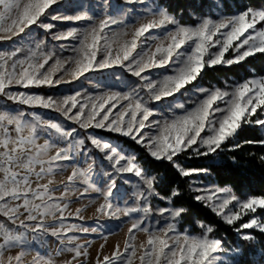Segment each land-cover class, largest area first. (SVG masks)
<instances>
[{
  "label": "snow or ice",
  "instance_id": "obj_1",
  "mask_svg": "<svg viewBox=\"0 0 264 264\" xmlns=\"http://www.w3.org/2000/svg\"><path fill=\"white\" fill-rule=\"evenodd\" d=\"M57 3L59 0H0V41H11L33 26L53 41H77L70 46L61 43L47 47L46 39H36V34L28 31L30 39L24 44L0 50V98L27 108L52 110L63 117L44 119L34 111L0 105L4 109L0 110V215L15 225L6 228L0 223V264H23L33 244L46 246L49 238L57 243L59 253L73 254L65 264H87L90 244L77 243L80 235L75 233H97L99 228L67 222L73 216L84 219V209L77 208L74 214L68 211L73 202L70 193L75 195L77 191V199L85 198L89 192L98 194L90 199L92 204L102 198L95 208L97 223L99 217L120 220L121 216L131 219L133 214H142L135 216L128 229L123 252L117 244L111 255L102 259L98 255L96 264H134L137 231L148 235L146 244L141 245L140 264H222L219 254L223 241L212 237L211 225L195 222L200 235L177 230L187 211L175 204L181 195L179 189L173 188L167 197L160 196L155 189L158 177L151 174L136 153L89 130L126 138L152 161L167 162L181 177L206 174L207 168L184 166L179 159L181 154L191 152L197 158L218 154L244 125L264 126V119H252L258 109L264 112V76L226 84L223 89L196 86V82L206 68L231 67L264 54V26L257 28L258 23L264 22V10L247 7L231 16L200 17L185 24L155 4V0H124L123 4L101 0L95 5L81 3L71 14L49 13ZM135 5L141 6L139 11ZM132 13H136L135 19L126 22ZM141 19L146 22L134 26ZM57 21L85 23L53 31L57 28L53 22ZM130 25L131 33L127 30ZM153 30L161 31L155 34ZM152 42H157L154 47ZM57 47L61 53L70 51L71 55L62 58ZM154 69L165 71L158 79H152L150 73ZM104 70L110 72L112 85L92 82V74ZM123 73L136 78L135 82L118 86L115 82L123 83ZM81 78L91 83V90L82 87L59 96L31 91L54 89ZM189 91L194 97L190 106L176 99L177 94L182 96ZM169 97L172 102L164 108L155 106ZM25 129L28 135H24ZM41 134L47 137L43 144L37 143ZM258 143L264 145V140ZM239 147L236 144L229 150ZM77 157L84 158L87 167L73 166L59 196L55 192L60 188L50 187L51 179L33 187V176L36 181L53 176L65 169V162ZM97 163L100 171L93 180ZM129 174L137 178L132 204L128 192H121L117 183L119 180L129 184ZM77 181L82 190L75 187ZM153 198L171 206L153 209ZM193 199L204 202L228 225L258 209L264 210V196L240 199L229 187L196 194ZM150 216L163 217V225L145 227ZM242 229L264 233V219L253 215L240 224L237 232ZM254 238L251 233L241 236L245 241ZM15 248L21 250L5 260V252ZM33 264L52 261L37 251Z\"/></svg>",
  "mask_w": 264,
  "mask_h": 264
},
{
  "label": "trees",
  "instance_id": "obj_2",
  "mask_svg": "<svg viewBox=\"0 0 264 264\" xmlns=\"http://www.w3.org/2000/svg\"><path fill=\"white\" fill-rule=\"evenodd\" d=\"M158 3L185 24L194 22L196 16L212 14L213 9L227 15L235 14L247 7L264 10V0H158ZM263 75L264 54H257L231 67L206 68L202 78L196 82V86H223L226 82L233 80L239 81ZM101 133L122 142L137 153L142 162L150 168L151 174L158 177L155 189L160 196L167 197L173 188L179 189L181 195L176 199L175 204L187 209L182 220L183 227L197 233L200 227L195 222L211 225L214 228L212 237L221 239L223 246L233 252L230 258L236 264H264V233L256 229H242L237 232L246 218L234 225L226 224L203 202L193 199L195 193L190 188L191 176L181 177L167 162L152 161L143 149L126 138L105 131ZM260 140L263 138L258 125H244L222 152L200 158L192 156L189 152L181 154L179 159L188 168H207L206 174L198 176L202 180L213 182L218 186H229L239 196L261 197L264 196V159H262L264 145L258 143ZM247 141H253V143H247ZM236 144L240 147L229 150ZM157 202L166 204L160 199H157ZM253 215L264 219V210L258 209ZM243 233H251L255 238L245 241L241 239Z\"/></svg>",
  "mask_w": 264,
  "mask_h": 264
},
{
  "label": "rangeland",
  "instance_id": "obj_3",
  "mask_svg": "<svg viewBox=\"0 0 264 264\" xmlns=\"http://www.w3.org/2000/svg\"><path fill=\"white\" fill-rule=\"evenodd\" d=\"M100 2H101V0H59V3H57L56 5H53V7L51 9H49L48 11L51 14H56L57 12H59L61 14H71L74 10H76V8L79 7V5L81 3L95 5V4H99ZM116 2L123 4L124 0H114V3H116ZM155 4L164 8L162 5H160L158 3V0H155ZM125 7H131V5H125ZM135 7H136L137 11H139L141 8L140 5H135ZM253 9L254 10H263L260 8H253ZM97 11H99V9H97ZM231 15H233V14H231ZM231 15L222 14L218 10L213 9L212 14L196 16L195 20L200 18V17H211L213 19H217L220 16H231ZM135 16H136V13L130 14L127 17L126 22L135 19ZM42 19H43V17H42ZM45 22H49V21L46 20ZM144 22H146V21L141 19L134 26L138 27L139 23H144ZM53 23H55L57 25V28L54 29L53 31H59V30H67L69 27H73V26L79 27L85 22H77V23L73 24L72 22L57 21V22H53ZM188 24H191V23H188ZM261 26H264V22L257 24V28H260ZM127 30L129 31V33H131V31L133 30V26L130 25ZM28 31L35 33L36 39H46L47 40V47H52L53 45H59L61 43L65 44L66 46H70L72 44L77 43V41H72V40L59 41V42L53 41V40H51V37L46 35L42 29H39V28L33 26L30 30H26V33L21 34L18 37H14L11 41H0V50H4V49L11 50L13 47L17 46L18 44H24L27 40L30 39L27 35ZM160 31L161 30H153V33L158 34ZM127 38L130 39V36ZM152 43H153V47H154L155 43H157V42H152ZM56 50H57V54L61 55L62 58L67 57L68 55H71L70 51H64L63 53H61V50L58 47ZM226 58H230V55L227 56ZM163 71H165V70L164 69L152 70L150 73L151 78L152 79H158L160 77V74ZM92 75H93V81L92 82H98L101 86L112 85L114 83V81L109 78L110 72L107 70L100 71V72L94 73ZM259 77L260 76H254V77H250V78H259ZM135 79L136 78L130 76L129 74L123 73L122 74L123 83H120V82H115V83H117L118 86L123 87L124 85H130V84L134 83ZM247 79H249V78H247ZM243 80H245V79H243ZM243 80H239V81L233 80L230 82H226L223 86H212V87H220L223 89V88H225L226 84L230 85L233 83L242 82ZM197 86H203V85H197ZM82 87L85 89L91 90V83L88 80H84L83 78H81L80 81H73L71 84L61 85V86H58L57 88H54V89L42 88V89H32L31 91L42 92L46 95H57V96H59V95L66 94L68 92H72L74 90H78ZM203 87H206V86H203ZM191 88H192V86H189V89H191ZM172 99L173 98H171V97L166 98L164 101L156 103L155 106L157 108H164L166 105H168L172 102ZM176 99L180 102H185L188 106H190V100L194 99V97H192V94L189 91L188 93H186L185 95H182V96L180 94H177ZM0 105H6L8 109L23 108L26 112H33L34 111L37 114L41 115L42 118H44V119L63 120V117L60 116L59 113L54 112L52 110H47V109H42V108H27L25 106L15 105L10 101H6L4 98H0ZM0 110H4V109L2 107H0ZM253 118L255 120L256 119H264V112H262L258 109L257 114ZM28 119H30V117H28ZM69 126H71V125H69ZM258 126H259V129L261 131L262 138L264 140V126H260V125H258ZM89 131H92L94 133V135H96V136L103 137L106 140H111L113 144H117V145L124 147L125 151H132V152L136 153L133 149L124 145L122 142L116 141L114 138H111L109 136H105L104 134H102L101 131H103V130L91 129ZM13 135H15L14 132H13ZM24 135H28V129H25ZM46 139H47V137L45 135L41 134L39 136L37 143L43 144ZM53 152H54V150H53ZM50 154H53V153H50ZM136 155H137V153H136ZM65 164H66V167L64 170H62V171L58 170L53 176L46 177L41 181H36L35 177L33 176L32 177L33 187L36 186V183H47L48 180L51 179L53 181V184L50 185V187L60 188V191L55 192V195L59 196L61 194V191L63 190V188L61 186L67 181V177L73 171V166H79L82 168L87 167V164L85 163L84 158H82V157H77L76 160L70 161V162H65ZM67 165H72V166H67ZM99 171H100L99 164L97 163V165L94 168L93 180H95L97 178L96 174H98ZM198 176L199 175L191 176V178H190L191 190L194 188H202V189H206L208 191H206L204 193H196L193 191L195 193V195L196 194H205L206 195V194H208L209 191L214 190L216 188L229 187V186H218L217 184H215L213 182L202 180ZM127 179H129V181H130L129 184H124L122 181H119V180L117 183H118V187L120 188L121 192L125 191V190L128 192L129 204H132L134 198L131 197V193L136 190L137 178H135L134 176H131L129 174ZM75 187L80 188V190H82V186L79 184V181L76 182ZM231 191H232V194L238 196L240 199H244L245 197H252V196H239L236 193H234L232 189H231ZM97 195L98 194H96L94 192H89L85 198L77 199V197L79 196L78 191L75 193V195H72L70 193V199L73 202L69 205L68 211H70L74 214L75 209L82 208V209H84V211L81 213V215L84 217V219H83V221H80L73 216V217L69 218V220L67 222L68 223H84L85 226L98 227L99 228V231L97 233H89V234L75 233L76 235H80V239L77 241V243H80V244L88 243V244H90V247L88 249L90 252V257L87 259V264H96V258L98 255L100 256L101 259L105 255H111L112 252L115 250V246L117 244H119V246H120V251L123 252L125 242L128 240V229L131 227V224L134 222L135 216L142 215V214H133V218H131V219L128 217L121 216L120 220H109L106 217H99V223H97L96 218H95L96 217L95 208L98 206V204L100 202H102V198L97 200L95 204H92L90 202V199L95 198ZM157 199H159V198H153L151 201L153 209L171 206L165 200L164 201L166 202V204L162 205L159 202H157ZM13 203H15V202H13ZM85 206H87V207H85ZM121 206H124V205L121 204ZM21 211H23V210H21ZM252 216H253V214L249 213L247 216H244L242 220H244L246 218V220H244V221L247 222ZM21 218H23V217H21ZM257 218H259V217H257ZM122 221H123V223H122ZM157 221H160L161 223L157 224ZM48 222H51V218H49ZM163 222H164L163 217L150 216L145 221L144 226L145 227H151V228L155 229L157 227L162 226ZM237 222H239V221H237ZM0 223H3L6 228L15 227V225L11 224V222L8 221L7 218L2 216V215H0ZM18 223H19V221H17V224ZM197 225L199 227L198 223H197ZM177 230L181 233L189 232L192 235H200L201 234V229L199 232L195 233V232L189 231L187 227H183L182 221H180L178 223ZM105 236L107 237L106 240L103 238ZM147 238H148L147 233H145L143 231L135 232L134 244L136 247V254L137 255H136V258H134V264H140L138 258L143 253V248H141V245L146 244ZM102 244L104 245L103 249L100 248V246ZM32 247H33V250L31 252L26 253V255L23 259V264H33V258L36 256L37 251L40 253V255L44 256L46 259H51L52 264H65V261L71 259V256L73 255L72 253H69V252L59 253L57 251V243L54 241L53 238H49V243L46 246H41L39 243H34ZM20 250H21L20 248H15V249H11L10 251L5 252V260H6L7 256H9V255L14 256V255L18 254V252ZM232 254H233V252L231 250H229L223 246V251L219 254L220 261L222 262V264H233V260L230 258V255H232ZM77 264H78V262H77Z\"/></svg>",
  "mask_w": 264,
  "mask_h": 264
}]
</instances>
